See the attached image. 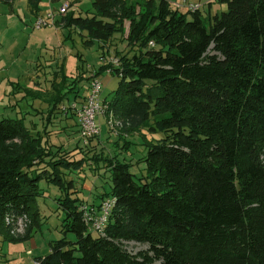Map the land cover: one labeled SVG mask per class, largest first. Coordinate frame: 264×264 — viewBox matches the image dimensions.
<instances>
[{
  "label": "trees",
  "instance_id": "trees-1",
  "mask_svg": "<svg viewBox=\"0 0 264 264\" xmlns=\"http://www.w3.org/2000/svg\"><path fill=\"white\" fill-rule=\"evenodd\" d=\"M216 2L225 10L202 16L201 5L182 12L171 0H93L85 16L69 10L56 20L77 30L86 46L125 35L128 23L124 41L133 54L116 51V66L103 64L93 73L109 69L119 79L103 99L107 130L111 117L122 124L116 132L145 130L163 138L142 135L141 178L130 172L132 163L89 158L110 171L100 204L105 198L114 203L102 232H94L86 214L97 216L100 204L84 205L73 179L63 177L81 171L86 159L71 160L61 145L49 143L47 127L2 118V240L25 241L39 226L43 180L64 192L57 200L62 237L33 263L264 264V0ZM80 89L76 79L54 82L48 125L64 98L82 97ZM25 91L33 99L35 93ZM64 112L75 116L68 109L56 113ZM24 215V234L11 236L6 219ZM126 242L146 248L131 253Z\"/></svg>",
  "mask_w": 264,
  "mask_h": 264
},
{
  "label": "rangeland",
  "instance_id": "rangeland-1",
  "mask_svg": "<svg viewBox=\"0 0 264 264\" xmlns=\"http://www.w3.org/2000/svg\"><path fill=\"white\" fill-rule=\"evenodd\" d=\"M92 1L12 0L5 3L0 0V120L6 117H23V124L28 128L41 131L47 127L49 143L61 145L68 151L67 157L71 160L86 159L81 171L64 172L63 175L65 180L73 179L76 196L86 206L100 204L99 196L108 194L111 187L110 171L105 167V162L89 159L93 154H101L121 163H132L130 172L134 178L144 176L145 165L143 162H137L145 155L141 146L145 130L132 133H127L125 128L120 132L109 128L107 130L105 117L98 116L96 122L103 131L100 136L83 145L75 126V116L67 117L65 112L56 113L61 109H68L72 101L68 102V99L64 98L61 104H58L59 109L53 110L55 114L48 125L51 97L49 94L53 92L54 82L65 77L67 81L78 80V87H82L84 83L89 82L91 73L97 72L105 64L103 60L114 57L116 51L128 56L132 55L134 50L124 41L128 23L124 24L125 35L116 33L103 46L96 41L86 46L85 38L77 30H69L60 25L41 29H35L33 26L38 16L54 11L63 2L71 4L76 14L85 16L92 11ZM201 2H203L200 7L202 16L208 12L209 2H211V15L225 10V5L217 3L216 0H201ZM185 10L183 8L182 12ZM96 78L102 82L100 94L102 99H110L119 79L106 73H100ZM29 79L31 80L29 89L35 93L33 99L30 96L25 98L21 96L15 100V95L22 94L16 91L18 85L20 83L25 85ZM8 90L10 91L6 94ZM27 111L29 113L25 114ZM145 136L147 139L155 140L163 138L161 133H148ZM124 140L129 142L125 148L121 142ZM39 186L40 196L36 199V207L40 214L39 226L32 227L30 237L25 241L12 242L2 240L0 237V264H33L34 257L49 252L50 241L62 237L63 213L59 209L57 200L63 197L64 192L56 185L47 184L43 180L39 182ZM67 238L73 240L71 234H67ZM125 246L131 253L146 248L133 242H126Z\"/></svg>",
  "mask_w": 264,
  "mask_h": 264
},
{
  "label": "built area",
  "instance_id": "built-area-1",
  "mask_svg": "<svg viewBox=\"0 0 264 264\" xmlns=\"http://www.w3.org/2000/svg\"><path fill=\"white\" fill-rule=\"evenodd\" d=\"M4 1V0H2ZM172 4L177 8H185L188 11H195L201 5L198 0H171ZM71 9V4L68 2H63L54 11H48L44 16H38L34 21V28L41 29L42 27H49L55 25V20L62 18L66 15L68 10ZM150 46H154L153 42L149 43ZM105 61V62H104ZM105 64H111L116 66L118 63L117 58L111 57L109 60H103ZM106 74L110 73L108 69ZM102 82L93 76H90V80L85 86L84 97L82 101H73L70 103L68 110L74 113L77 120V125L79 128V138L83 145H87L89 140L95 138L100 133V127L96 122V117L105 116L106 107L103 104V99L101 97ZM67 110V109H66ZM108 128L115 131L116 128H121L122 124L120 122H115L111 119L108 120ZM113 201L111 198H105L101 204L98 211V215L95 217L86 214L89 227L94 232H102L107 219L109 218L112 208ZM6 223L9 224L10 235L13 237L21 236L24 234L28 227V219L24 215L23 217L7 218ZM36 264V263H33Z\"/></svg>",
  "mask_w": 264,
  "mask_h": 264
},
{
  "label": "crops",
  "instance_id": "crops-1",
  "mask_svg": "<svg viewBox=\"0 0 264 264\" xmlns=\"http://www.w3.org/2000/svg\"><path fill=\"white\" fill-rule=\"evenodd\" d=\"M9 1H12V0H9ZM52 1H54V0H52ZM198 1H199L200 4L202 5L203 2H201V0H198ZM4 2H5V1H4ZM5 3H6V2H5ZM210 3H211V2H209V5H208V6H209V12H210V10H211V5H210ZM57 8H58V7H57ZM57 8H56V9H57ZM40 9H41V8H40ZM56 9H54V10H56ZM71 10L74 11L73 8H71L70 11H71ZM41 11H43V10H40V12H41ZM51 11H52V10H51ZM68 11H69V10H68ZM74 12H75V11H74ZM67 13H68V12H67ZM67 13H66V14H67ZM35 16H36V15H35ZM56 20H57V18H56ZM56 20H55V21H56ZM58 25H60V24H58ZM92 74H93V73H91V75H92ZM13 80H14V79H13ZM30 81H31V80L29 79L28 82H27L25 85H23V84H21V83H20V85H18L16 91H17L18 94H19V93H22V94H19V95H17V96L15 95V96H14V99H15V100L19 99L21 96H24V98H25V97H26V91H25V90H30V92L33 93V90L29 89V86L31 85V84H30ZM12 82H14V81H12ZM15 82H16V81H15ZM86 85H87V83H84L83 86L80 87V88H81V89H80V92H81L80 94H81L82 97L79 98V99H77V100H76L77 102L83 100L84 92H85V86H86ZM5 91H6V90H5ZM9 91H10V90H8V91L5 92V93L8 94ZM18 112H21V110H18ZM27 113H29V111L25 112V114H27ZM66 114H67V113H66ZM68 116H69V115H67V117H68ZM75 126L77 127V132H78L79 128H78V125H77V120H76V118H75ZM100 129H101V128H100ZM102 129H103V128H102ZM102 131H103V130H101V132H102ZM78 136H79V132H78ZM79 139H80V138H79Z\"/></svg>",
  "mask_w": 264,
  "mask_h": 264
}]
</instances>
